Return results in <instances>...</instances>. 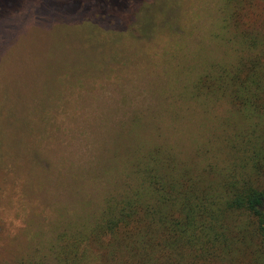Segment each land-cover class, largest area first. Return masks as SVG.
<instances>
[{
    "label": "rangeland",
    "instance_id": "1",
    "mask_svg": "<svg viewBox=\"0 0 264 264\" xmlns=\"http://www.w3.org/2000/svg\"><path fill=\"white\" fill-rule=\"evenodd\" d=\"M127 1L109 20L78 12L70 25L0 27V264L52 263L58 234L122 191L136 145L171 146L200 166L202 147L227 158V121L239 115L225 97H191L200 75L242 54L226 0Z\"/></svg>",
    "mask_w": 264,
    "mask_h": 264
},
{
    "label": "trees",
    "instance_id": "2",
    "mask_svg": "<svg viewBox=\"0 0 264 264\" xmlns=\"http://www.w3.org/2000/svg\"><path fill=\"white\" fill-rule=\"evenodd\" d=\"M117 1L1 0L0 27L21 30L32 17L70 25L65 17L78 21V12L109 20V9L123 8ZM258 1H225L224 28L234 31L228 40L238 39L242 54L200 75L191 93L197 100L225 97L239 115L227 121V158L202 147L208 159L200 166L171 146L141 154L136 145L122 191L108 196L94 220L58 234L52 263L28 256L10 264H264V0Z\"/></svg>",
    "mask_w": 264,
    "mask_h": 264
}]
</instances>
